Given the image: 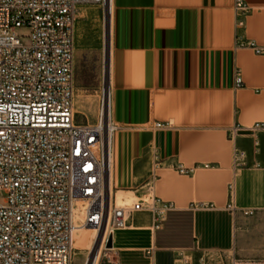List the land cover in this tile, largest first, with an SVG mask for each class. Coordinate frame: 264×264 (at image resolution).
Masks as SVG:
<instances>
[{
    "label": "crops",
    "instance_id": "obj_1",
    "mask_svg": "<svg viewBox=\"0 0 264 264\" xmlns=\"http://www.w3.org/2000/svg\"><path fill=\"white\" fill-rule=\"evenodd\" d=\"M236 1L113 0L111 36L98 6L78 8L75 119L94 124L104 91L117 125L113 191L141 199L158 163L154 195L174 206L158 228L135 213L113 233L118 264H181L180 253L197 264L204 254L206 264L264 259V128L229 137L264 126V55L244 46L264 45V0H239L244 14Z\"/></svg>",
    "mask_w": 264,
    "mask_h": 264
},
{
    "label": "built area",
    "instance_id": "obj_2",
    "mask_svg": "<svg viewBox=\"0 0 264 264\" xmlns=\"http://www.w3.org/2000/svg\"><path fill=\"white\" fill-rule=\"evenodd\" d=\"M109 5L110 0H0V264H72V235L81 228L95 230L94 242L112 255V249L105 248L108 238L127 229L133 214H150L158 228L174 209L154 195L158 163L141 199L116 204L107 181L104 91L94 124L75 119L77 11L98 6L106 22ZM235 11L244 14L247 7L237 0ZM20 28L29 32L26 44L17 35ZM244 46L264 55V45ZM235 84L241 85L238 77ZM262 128H233L229 137ZM243 158V152L234 149V163ZM226 208L232 214L237 211L231 203ZM241 213L248 216L252 211ZM110 254H103L104 264H118ZM184 254L178 255L180 263L191 264L192 257ZM207 257L204 254L199 264H206ZM230 264H264V259H232Z\"/></svg>",
    "mask_w": 264,
    "mask_h": 264
},
{
    "label": "bare ground",
    "instance_id": "obj_3",
    "mask_svg": "<svg viewBox=\"0 0 264 264\" xmlns=\"http://www.w3.org/2000/svg\"><path fill=\"white\" fill-rule=\"evenodd\" d=\"M113 15H114V3H113V0H110L109 13L107 14L108 34L110 36H111V29H112V23H113ZM82 17H83V15H80V14L77 15V18H82ZM109 103H110V100H109ZM73 111H74V107H73ZM103 116H104V124L108 125L107 141H108V149H109V156H108L109 157V171L107 174V181H108L109 192L113 195V184H112V173H113V144H112V141L113 140H112V138H113V135L115 134V132L117 131V125L114 123V121L111 118L110 107H109V113L107 114L106 109H105V105H104ZM116 193L119 194V197H123L124 200H126V201L131 202V201L135 200L134 195L131 193H128V196L127 195L124 196L125 194H123V193H127V192L117 191ZM75 223L77 224L76 221H75ZM78 230L84 231L85 229L81 228V229H75L73 231L72 247L74 249H75V245H76V240H75L76 235L74 234V232H77ZM92 231L95 233V235H91L89 237V232H86L84 234V236L82 237V239L80 240V242L77 244V248L78 249L82 248L84 246L87 238H89L88 239V245L92 248V251L90 248L87 249L88 253H90V255H91L90 260H87V261H89L88 264H97L98 260L100 259L101 254H102L103 247L102 246L99 247L97 240L94 242V239L96 236V231L93 229H92ZM77 251L81 252L83 250H77Z\"/></svg>",
    "mask_w": 264,
    "mask_h": 264
},
{
    "label": "rangeland",
    "instance_id": "obj_4",
    "mask_svg": "<svg viewBox=\"0 0 264 264\" xmlns=\"http://www.w3.org/2000/svg\"><path fill=\"white\" fill-rule=\"evenodd\" d=\"M98 8V11L99 12H102L101 11V9L99 8V7H97ZM100 17H101V14H100ZM100 27L101 28H103L104 27V29L105 30H107V28H108V23H107V21L105 22V24H103V26H102V18L100 19ZM17 35L19 36V37H21V41H22V43L23 44H26L27 43V41H28V36H29V32H28V30L27 29H24V28H20V29H17ZM73 74H74V86H75V80H76V72H75V70L73 69ZM74 93H75V90H74ZM100 101H101V98L100 97H98L97 99H96V101H95V107H96V110H95V120H94V122H96L97 121V117H98V113H99V110H100ZM86 115H89V114H87V112L86 111H84L83 113H82V117L81 116H76L77 117V119L79 120V118L81 119H83L84 121L85 120H87V116ZM119 191V190H118ZM123 192V191H122ZM123 194H125L124 196H128V193H123ZM112 196H115V202H116V204L117 205H123V204H130V203H132V202H135L136 201V198H135V200H133V201H126V200H124V198L123 197H119V194H117L116 192H114L113 191V195ZM3 200H4V194L3 193H1L0 192V204H2L3 203ZM86 232H89V237L91 236V235H95V233L92 231V230H89V229H85L84 231H77V232H74V234L76 235L75 236V240H76V245H75V249L73 248V259H72V264H88L89 263V261H87V260H90V258H91V255H90V253H88V251H87V249H91V251H92V248L88 245V239L89 238H87V240H86V242H85V244H84V246L82 247V248H80V249H78L77 248V244L80 242V240L82 239V237L84 236V234L86 233ZM77 250H83V251H81V252H79V251H77ZM103 254H110L109 252H105V251H102V254H101V256H100V259H99V264H104V262H105V260H106V258L104 257V255ZM111 258H114V260H116V258H115V256H114V253H112V255L110 254L109 255ZM184 256L185 257H187L188 259H190V257H192V263L191 264H197V258L195 257V259L193 258V256L192 255H190V254H184ZM80 258V259H79ZM75 259V260H74ZM85 262V263H84ZM230 261H228V260H225V259H219L218 257L217 258H213V259H211V260H209L208 261V264H230L229 263ZM190 264V263H189Z\"/></svg>",
    "mask_w": 264,
    "mask_h": 264
},
{
    "label": "water",
    "instance_id": "obj_5",
    "mask_svg": "<svg viewBox=\"0 0 264 264\" xmlns=\"http://www.w3.org/2000/svg\"><path fill=\"white\" fill-rule=\"evenodd\" d=\"M245 133L247 132H241V134H245ZM105 248L108 250L112 249V236L108 238Z\"/></svg>",
    "mask_w": 264,
    "mask_h": 264
}]
</instances>
